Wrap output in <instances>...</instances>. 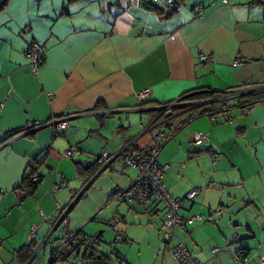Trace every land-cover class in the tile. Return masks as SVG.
<instances>
[{
	"label": "crops",
	"instance_id": "1",
	"mask_svg": "<svg viewBox=\"0 0 264 264\" xmlns=\"http://www.w3.org/2000/svg\"><path fill=\"white\" fill-rule=\"evenodd\" d=\"M168 1L137 0L133 6L125 0L6 1L0 11V264H21L16 252L31 242L36 251L58 248L69 231L121 248L141 240L149 258H171L168 244L134 232L155 213L165 221L166 205L123 206L114 196L139 177L127 158L153 145L159 147L158 161L172 164L164 175L168 192L174 197L199 192L184 214L221 206L264 213V101L236 109L228 123L205 115L176 133L181 108L169 107L195 103L182 96L200 88L222 92L264 85V5L180 0L169 19L149 8L168 13ZM34 41L45 53L37 75L27 57ZM202 54L209 64L200 61ZM147 89L146 104L139 106L135 95ZM170 113L174 121L168 120ZM64 116L71 118L62 135L48 127L9 137L32 122ZM149 128L169 138L156 142L145 132ZM196 133L205 136L200 145L193 140ZM72 148L80 154L68 159L64 153ZM104 153L115 160L97 176L100 168L91 164ZM30 164L42 179L25 197L21 186ZM62 210H69L68 222L54 229ZM227 215L221 222L231 231ZM209 223L176 230L174 244L185 245L193 257L195 249L205 251L212 264H222L207 248L225 247V235L213 226L218 221ZM116 236L117 243L111 241ZM206 237L210 243L203 249L198 240ZM261 247L264 259V242Z\"/></svg>",
	"mask_w": 264,
	"mask_h": 264
},
{
	"label": "built area",
	"instance_id": "2",
	"mask_svg": "<svg viewBox=\"0 0 264 264\" xmlns=\"http://www.w3.org/2000/svg\"><path fill=\"white\" fill-rule=\"evenodd\" d=\"M129 6L135 5L137 0H125ZM224 4H228L229 0H222ZM169 7L175 6L174 0L168 1ZM196 15H202V8L199 6L196 8ZM27 57L30 63L31 73L33 75H37L39 70L45 60V53L43 51V46L34 41L30 44L27 50ZM200 61L206 64L211 62L210 57L205 54L200 55ZM252 87L242 88L239 91L233 93H226L222 96H231L237 94L241 91H247ZM255 93V92H254ZM150 95V90H143L135 95V98L138 103L144 102ZM221 97V96H220ZM219 98V97H216ZM212 98V99H216ZM208 99V100H212ZM206 101V100H205ZM220 101L218 103H221ZM198 104V103H197ZM225 107L223 110H226ZM218 116V115H217ZM71 117L64 116L61 118H54L50 122L47 123H38L33 122L35 124L34 128H38L41 126L54 124L55 127V135H62L65 130L69 127V119ZM199 116H194L193 121L197 120ZM28 127V126H27ZM146 133H150L153 140L156 142H163L169 138L165 133L161 131H154L152 128H149ZM205 139L204 134L196 133L194 136V142L198 145L202 144ZM80 154V151L76 148H72L64 153L66 158H72L75 155ZM159 155V147L156 145L150 146L145 152L131 156L127 158L126 163L131 165L133 168L139 170L140 174L137 180L131 185L130 188L122 190L119 195L121 199L130 202V203H138L140 205H148L151 201L156 203L162 202L167 207L166 219L164 223V227L167 229L166 232L163 233V241L165 244L169 245V254L171 258L176 262V264H203L200 260L196 259L192 256L188 248L183 244L173 245L174 239V231L176 229L186 230L188 227L194 225L195 223H204V222H216L221 221L222 218L227 214V210L225 208L218 209H209L207 218L203 216V214H193L186 215L183 213L185 210V204L187 201L191 202L195 200L198 195V190H192L186 195V199L181 197L172 196L164 183V175L165 172L169 169V165H163L158 161ZM109 161L108 154H102V157L99 159V162L106 164ZM27 177L33 181L38 182L39 176L35 171L34 164H30L27 170ZM61 187L57 185L55 190ZM36 229L32 230V236L34 237L36 234ZM79 238L75 233H69L65 239L64 245H70L73 248H76L79 245ZM63 249V246H59L53 250V257L57 259V254ZM218 249H213L212 254H216ZM235 264H248L249 260L242 252H235L234 255ZM261 264H264V259L260 260Z\"/></svg>",
	"mask_w": 264,
	"mask_h": 264
},
{
	"label": "rangeland",
	"instance_id": "3",
	"mask_svg": "<svg viewBox=\"0 0 264 264\" xmlns=\"http://www.w3.org/2000/svg\"><path fill=\"white\" fill-rule=\"evenodd\" d=\"M238 98H241V97H238ZM218 116H220L221 119H224L221 113L218 114ZM229 125H231V123H229ZM184 136L186 140H188L189 142L192 139L191 133L186 132ZM174 139H172L171 141H173ZM160 163L163 165H169L170 168L172 165L168 162L162 163L160 161ZM170 168L168 169V171L170 170ZM262 199H264V196ZM191 204H192L191 202L187 201L185 204V207L186 205L187 207H189L191 206ZM120 205L127 206L128 204L126 205V203H121ZM160 208H162V206H160ZM219 208H225V207L221 206ZM209 209H218V208H208L205 213H201L206 218H207ZM226 210L228 214L226 215L229 216V219L231 218L233 220L232 225L233 224L237 225L235 229H236V232L239 234V238H232L233 229H234L233 226H230L231 231L230 230L224 231L223 226H222L223 221L218 222L216 224L209 223V224H214L213 226H215L216 228H219L225 235V237H222V240L226 244V246L223 248L218 247L219 249L217 248L218 252L216 253V255H218L217 257H221L218 260V263L219 261H222L223 262L222 264H235V260L233 257L234 253L242 252L244 254H248L247 260H249L250 262V263L248 262L249 264H261L260 260H262L263 258L262 256H259L260 254L258 251H260V249L262 248L261 246L264 242V213L257 215L255 214L254 210L250 209L248 212H245V214H242L243 209L239 212H236L237 210L232 209L231 207L230 208L228 207V209ZM227 218L228 217L224 219H227ZM148 220H149L148 223H144L143 227L138 226L134 232L136 233V235H139L140 238L146 235H148L149 237L153 236L156 240H158V242L161 241L162 245L165 246V243L163 241V233L166 232L167 229L164 227V223H165L164 216L162 215L158 216L155 213L149 216ZM197 224H203V223H197ZM247 227H249L251 230L249 231ZM176 230H180V229H176ZM184 234L187 235L185 232ZM184 234H183L184 241H186L187 237H185ZM111 239H112L111 241L115 242L114 238H111ZM175 239H173L174 240V242H172L173 244L177 243ZM238 239L240 240L238 241ZM226 240H227V243L230 241L232 242V244L231 243L227 244ZM198 241H199L200 246L203 249H206L210 243L207 237L206 239L202 238ZM61 244L63 246V249L60 252H58L57 254L58 260L54 264H95L96 263V261H84L82 259L83 251H81L79 254L78 253L79 249H72L70 245L68 244L64 245L63 242ZM121 245L122 244H117L113 247V243L107 242V245L100 249L101 252L105 253L111 259L110 264H119V259H118L119 253L121 254L123 253L127 257V260L130 264H176L174 263L175 261L173 262L169 256H166V258H163V259L162 257L155 259L152 256H150L149 258V253L146 250L147 247L141 243V240L136 241L134 242V244L132 243L130 246H126V247L121 248ZM207 249H208L207 251H209L210 253L213 250V248H210V247H208ZM241 249H244V250L241 251ZM122 250L127 251V254L122 252ZM194 253L198 254L196 255L195 258L199 259L202 263L212 264L210 257H208L205 254V251H203L200 254V251L198 249H195ZM225 253H227L228 255ZM51 257L52 255H51L50 250L48 249L43 250V249L38 248V250L36 251V258L34 259V262L32 264H49Z\"/></svg>",
	"mask_w": 264,
	"mask_h": 264
},
{
	"label": "trees",
	"instance_id": "4",
	"mask_svg": "<svg viewBox=\"0 0 264 264\" xmlns=\"http://www.w3.org/2000/svg\"><path fill=\"white\" fill-rule=\"evenodd\" d=\"M7 0H4L3 3H1L0 5V11L5 7V3ZM78 0H69V3H73V2H77ZM255 4H261L264 5V2L256 0L254 2ZM149 8L160 13L161 15L164 16V18L169 19L173 16V14H175V12H177V6H173L170 8V11L168 13H162L160 9H158L157 7L153 6V5H149ZM196 11V10H195ZM247 87H249V85H246ZM246 86H241V87H237V88H229L226 91H212L209 89H204V88H200L199 90H195L189 93L184 94L182 97L185 98V102H195L194 105L192 106H188L186 108H183L181 110H177V119H174V113H170L171 116H168V120L169 121H178L176 130L173 131V133H176L178 131H180L182 128H184L187 124H189L190 122L193 121L194 116H199V117H203V116H209L210 118H213L214 120H212V122H218V114H222L224 119L223 122L224 123H228L231 121V117H232V113L234 112V110L243 107L241 110L244 111L247 109H250L252 107V105L257 104V103H261L264 101V90H260L257 91L255 93H252L248 96H244L241 98H236L233 100H229V101H223L221 103H215V104H206V105H199L197 104V102L199 101H205L208 99H212V98H216V97H220L223 94L226 93H233L236 91H239L240 89H242L243 87ZM253 87V86H251ZM231 101H236L233 105L231 106H226L228 102ZM139 106H142L145 103H138ZM170 104V103H167ZM225 107H227L226 110H223ZM104 118L103 116H99V120L101 123L104 122ZM174 119V120H173ZM165 122V121H164ZM20 135L22 134V132L16 131L11 133L10 136H15V135ZM172 136H170L171 138ZM35 170H37V168H35ZM42 177L39 176V181L38 182H33L31 181L27 175L24 178L23 181V192L25 197L31 196L33 195L40 182H41ZM187 195V194H186ZM193 201H191V203H193ZM221 222V221H220ZM204 223H208V222H204ZM211 223H215V222H211ZM79 236H82L81 234L78 233ZM86 241L85 237H81ZM120 239H118L119 241ZM88 245V244H87ZM80 245L77 246V248H73L72 249H78ZM36 245L34 244V242H31L30 244L22 247L21 249H19L16 252V258L19 260V262L21 264H28L29 261L32 259V257L35 255L36 253ZM246 257L248 254H244ZM82 259L84 261H96L95 264H110L111 259L108 256H104L101 253L97 252L96 249H94L92 246L88 245L86 247L85 252L83 253ZM118 259H119V264H130L127 262L125 256H123L121 253H119L118 255Z\"/></svg>",
	"mask_w": 264,
	"mask_h": 264
},
{
	"label": "water",
	"instance_id": "5",
	"mask_svg": "<svg viewBox=\"0 0 264 264\" xmlns=\"http://www.w3.org/2000/svg\"><path fill=\"white\" fill-rule=\"evenodd\" d=\"M180 0H174V4L175 5H177V6H179L180 4ZM264 89V85H260V86H254V87H252V88H250V89H248L247 91H241V92H239V93H237V94H234V95H231V96H221V97H219V98H216V99H212V100H206V101H201V102H197L199 105H206V104H215V103H218V102H220V101H229V100H233V99H236V98H238V97H244V96H248V95H250V94H252V93H254V92H257V91H260V90H263ZM195 103H175L173 106H169V107H173V108H181V109H183V108H186V107H188V106H192V105H194ZM166 108V107H165ZM195 121V120H194ZM33 123V122H32ZM40 124V123H39ZM55 125V123L53 124H49V125H45V126H41V127H38V128H34L35 127V124H32V125H30V126H28V127H26V129H25V132L22 134V136H29V135H32V134H35V133H37L38 131H40V130H42V129H45V128H48V127H53ZM121 154L119 153L117 156H120ZM101 158V156H99L98 158H96V160H95V162L94 163H92L91 165H97L98 166V168H100L99 170H98V174H97V176L98 175H100L101 173H103L104 171H106V170H108V169H110V168H112V164H113V161L115 160V159H112V160H109L106 164H103V163H101V162H99V159ZM137 180V179H136ZM135 180V181H136ZM134 181V182H135ZM133 182V183H134ZM132 183V184H133ZM131 184V185H132ZM131 185H129L128 187H126V188H124V189H128V188H130L131 187ZM124 189H120V190H117L115 193H114V196H116L117 198H118V200L121 202V203H126V204H128V205H138L140 208H147L150 204H148V205H140V204H138V203H130V202H127V201H125V200H123V199H121V197H120V195H119V193L122 191V190H124ZM181 198H183V199H186V195L184 196V197H181ZM162 202H158V203H156V204H153V205H159V204H161ZM223 207H225V206H223ZM226 209H228L227 207H225ZM149 209V208H148ZM147 209V210H148ZM68 213H69V210H67V211H65V210H62L61 211V217H60V219H58V223H57V225L54 227V229H56V227H58L60 224H67V216H68ZM233 226V230H234V232H233V235H232V238H239V234L236 232V227H237V225L236 224H233L232 225ZM53 229V230H54ZM69 233H73V232H68L67 233V235L69 234ZM76 234V236L79 238V245H80V247L78 248L79 249V251H78V253L80 254V252L81 251H83V253L85 252V250H86V247L88 246V245H90V246H92L94 249H96V251L97 252H99V253H101L102 255H104V256H107L105 253H103V252H101L100 251V249L101 248H103L104 246H106L107 245V242H105V241H103V240H101V239H98V238H96V239H94V240H91V241H88V240H84V239H82L77 233H75ZM175 234V233H174ZM67 235H66V237H67ZM66 237H65V239H66ZM65 239H64V242L63 243H65ZM118 239H120V236L118 237V236H116V241H115V243H117V242H119L118 241ZM240 239H238V241H239ZM88 244V245H87ZM62 245V244H61ZM56 247H51L50 248V252H51V255H52V257L50 258V261H49V264H54L55 262H57V260L58 259H55L54 257H53V250L55 249ZM83 249V250H82ZM242 250H244V249H241V251ZM36 258V253H35V255L32 257V259L29 261V263L28 264H32L33 262H34V259Z\"/></svg>",
	"mask_w": 264,
	"mask_h": 264
},
{
	"label": "flooded vegetation",
	"instance_id": "6",
	"mask_svg": "<svg viewBox=\"0 0 264 264\" xmlns=\"http://www.w3.org/2000/svg\"><path fill=\"white\" fill-rule=\"evenodd\" d=\"M23 133H24V132H23ZM23 133H22V134H23ZM79 247H80V246H79ZM76 248H77V247H76Z\"/></svg>",
	"mask_w": 264,
	"mask_h": 264
}]
</instances>
